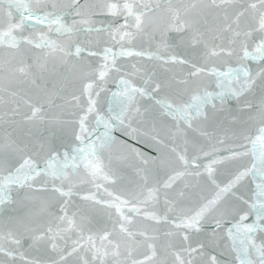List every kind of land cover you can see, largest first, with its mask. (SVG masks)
<instances>
[{"label": "snow or ice", "instance_id": "6c2138e0", "mask_svg": "<svg viewBox=\"0 0 264 264\" xmlns=\"http://www.w3.org/2000/svg\"><path fill=\"white\" fill-rule=\"evenodd\" d=\"M0 264H264V0H0Z\"/></svg>", "mask_w": 264, "mask_h": 264}]
</instances>
